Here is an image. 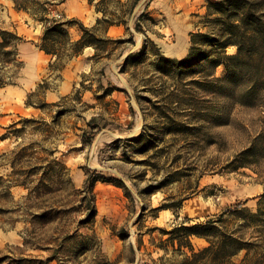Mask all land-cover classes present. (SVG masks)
Wrapping results in <instances>:
<instances>
[{"label": "rangeland", "instance_id": "rangeland-1", "mask_svg": "<svg viewBox=\"0 0 264 264\" xmlns=\"http://www.w3.org/2000/svg\"><path fill=\"white\" fill-rule=\"evenodd\" d=\"M206 1L215 0H140L126 25L105 35L121 43L109 45L100 59L86 48L58 72L50 68L55 59L37 48L43 35L37 18L91 28L101 14L85 0H0V31L20 39L14 60L0 64L6 84L0 89V264H183V254L160 248L173 228L237 203L256 212L264 152L248 167L230 163L261 132L263 114L236 108L228 125L192 137L163 131L166 116L183 122L179 110L151 106L176 84L156 79L149 42L165 58L183 60L190 34L209 31ZM247 1L264 8V0ZM127 6L113 10L119 14ZM63 29L78 39L77 25ZM144 43L142 63L122 69ZM222 75L223 67L217 68L215 76ZM89 121L86 138L94 137L83 145ZM141 135L150 142L143 149L135 143ZM89 171L121 181L126 191L101 181L89 190L86 182L97 176ZM192 244L206 246L199 239Z\"/></svg>", "mask_w": 264, "mask_h": 264}, {"label": "trees", "instance_id": "trees-1", "mask_svg": "<svg viewBox=\"0 0 264 264\" xmlns=\"http://www.w3.org/2000/svg\"><path fill=\"white\" fill-rule=\"evenodd\" d=\"M101 14L95 26L85 27L79 21L71 20L57 23L46 18H37L43 25V35L38 50L46 56L54 58L50 68L62 72L66 62L82 55L86 48L95 51L93 59H100L107 52L109 45L121 43L111 40L105 35L112 26L126 25L133 10L140 0H127L130 3L121 5L120 0H85ZM40 6H42L40 4ZM114 6H127L119 14ZM27 10V8L17 7ZM41 11V10H39ZM45 9L42 8V12ZM206 19L209 29L206 33L190 34V46L187 55L181 61L170 60L159 53L156 46L149 42L156 54V68L159 78L173 81L175 90L158 94V100L151 104L155 110L160 107L175 108L182 114L183 122L167 117L168 135H191L196 137L202 131L214 127L228 125L229 118L236 108L254 110L263 116L264 125V8L260 3L247 0H215L206 1ZM77 25L78 39L73 41L64 25ZM104 25L105 27L100 28ZM101 31V35H99ZM20 39L14 33L0 31V64H7L17 56L15 49ZM9 47H12L8 50ZM235 48V55L228 56L227 48ZM147 55V44L144 43L138 52L128 54L122 69L126 65H139ZM108 57V54L105 56ZM170 67V68H169ZM223 67V75L215 76L217 68ZM167 85V82L162 83ZM6 84L0 76V89ZM107 93V92H106ZM76 101H80L77 99ZM86 130H82L81 143L91 144L93 135L86 138L93 129L91 121ZM155 130V126H147ZM135 143L143 149L146 143L144 135ZM264 152V126L261 132L251 141L248 147L238 153L230 165L248 167L255 163L257 157ZM95 174L94 171H89ZM89 177L86 182L90 190L97 182L111 183L126 191L121 181L99 174ZM0 177V188L3 187ZM9 196L10 185L4 187ZM246 202L237 203L217 216L206 218L190 226L179 224L161 242L164 251L171 249L173 254H183V264H235L233 259L242 254L239 264H262L264 260V192L257 203L256 212L245 208ZM169 209L168 206L159 208ZM158 209V210H159ZM1 211V210H0ZM47 218L48 214H42ZM191 222L190 219H185ZM193 239L203 240L206 246L196 250Z\"/></svg>", "mask_w": 264, "mask_h": 264}, {"label": "bare ground", "instance_id": "bare-ground-1", "mask_svg": "<svg viewBox=\"0 0 264 264\" xmlns=\"http://www.w3.org/2000/svg\"><path fill=\"white\" fill-rule=\"evenodd\" d=\"M178 58H181L182 56H183V53H181V54H177L176 55ZM138 127H139V125H138Z\"/></svg>", "mask_w": 264, "mask_h": 264}, {"label": "crops", "instance_id": "crops-1", "mask_svg": "<svg viewBox=\"0 0 264 264\" xmlns=\"http://www.w3.org/2000/svg\"><path fill=\"white\" fill-rule=\"evenodd\" d=\"M184 55V54H183Z\"/></svg>", "mask_w": 264, "mask_h": 264}]
</instances>
